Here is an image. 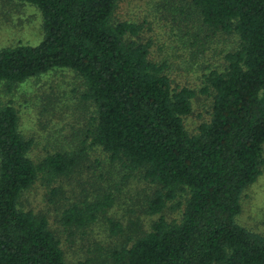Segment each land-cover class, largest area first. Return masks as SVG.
<instances>
[{
  "label": "trees",
  "instance_id": "16d2710c",
  "mask_svg": "<svg viewBox=\"0 0 264 264\" xmlns=\"http://www.w3.org/2000/svg\"><path fill=\"white\" fill-rule=\"evenodd\" d=\"M13 1V0H12ZM41 17L35 45L0 49V85L11 92L57 70L80 81L81 99L95 108L91 145L112 163L153 186L150 230L114 253L121 264H264V237L236 222L240 199L264 171V0H190V11L214 33L234 35L222 71L204 76L195 92L172 87L165 63L149 59L138 43L141 26L115 22L119 0H14ZM212 92L210 119L190 135L183 119L196 94ZM34 141L23 137L12 102L0 107V264H66L45 215L19 207L39 174L65 176L76 165L69 153L34 164ZM58 193L51 191L50 199ZM184 208L167 221L168 204ZM111 194L73 204L61 224L84 228L113 205ZM112 234L118 223L107 219ZM129 240V238H128Z\"/></svg>",
  "mask_w": 264,
  "mask_h": 264
},
{
  "label": "rangeland",
  "instance_id": "374dc122",
  "mask_svg": "<svg viewBox=\"0 0 264 264\" xmlns=\"http://www.w3.org/2000/svg\"><path fill=\"white\" fill-rule=\"evenodd\" d=\"M190 0H119L115 22L141 26L138 43H149V59L165 63L172 87L195 92L204 87V76L222 71L224 55L238 47V38L209 31L190 11ZM42 39L41 17L33 7L0 0V49L18 44L37 45ZM0 85V107L12 102L24 138L34 141L29 157L34 164L45 157L69 153L76 165L65 176L39 174L24 192L20 209L45 215L60 243L66 264H121L114 253L129 248L139 234L150 230L158 216L145 214L153 186L135 175L123 180L121 166L112 163L100 147L92 146L89 131L95 108L82 101L80 81L69 70H57L6 91ZM212 92H198L191 114L183 119L186 131L195 135L210 119ZM264 153V152H263ZM55 189L58 196L50 199ZM111 194L113 205L104 216L84 228L61 224L63 211L71 205L93 202ZM184 202L177 209L168 204L162 215L179 221ZM238 225L264 237V171L245 189L240 199ZM107 219L118 223L121 233L112 234ZM129 238V240H128Z\"/></svg>",
  "mask_w": 264,
  "mask_h": 264
}]
</instances>
